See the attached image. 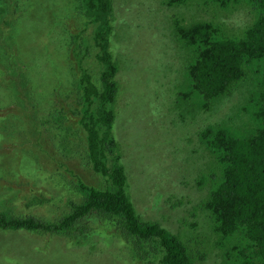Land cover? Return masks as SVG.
I'll list each match as a JSON object with an SVG mask.
<instances>
[{
    "label": "trees",
    "instance_id": "16d2710c",
    "mask_svg": "<svg viewBox=\"0 0 264 264\" xmlns=\"http://www.w3.org/2000/svg\"><path fill=\"white\" fill-rule=\"evenodd\" d=\"M16 1L10 2L16 6V11L6 22L10 26H15L14 19L22 12L18 8L21 0ZM117 1L128 6H116V0H70L74 14L81 17L80 25L70 31L64 22H59L55 27L53 24L51 32L57 33L56 28L62 24L63 30H69V34L63 35L60 41L65 49L68 48L71 63L68 76L72 87L66 89L64 80L57 78L52 92L48 93L44 88L41 93L45 97L56 92L75 98L77 109L72 112V123L67 121L64 102L62 108L52 113L65 135L59 146L67 149L73 144L67 133L71 137L77 135L78 147L81 144L85 146L82 156L85 166L99 174L103 184H87L79 179L76 183L68 182L59 187L61 190L69 189L72 196L66 202L65 211L55 218L32 214L17 216L12 209L0 208V229L64 236L72 242L84 243L93 230L100 232L106 228L116 243L127 250L128 255L124 253L128 263L125 260L124 264H206L215 252L220 259L218 264H264V0H152L157 6H146L145 0ZM189 3L203 10L206 16H185L184 12L178 11H189L191 6H181ZM55 4L57 10L65 8L60 0H51L50 6ZM40 6L45 5L42 2ZM239 6L247 11L250 22L232 32L233 29H227L222 14L223 11L233 13L243 9ZM169 8L178 10L170 13ZM51 10L55 12L53 7ZM134 11L145 16L143 21L149 23L150 28L162 30L160 35L165 32L184 48L185 62L179 61L184 68L181 76L184 86L175 89L176 94L160 96L159 107L164 103L163 107L175 114L177 111L178 115L181 110L192 116H218L207 125H201L196 132V140L202 150L212 158L206 161L204 169L194 180L198 194L189 200L185 193L183 197L181 194L176 197L178 189L177 193L172 191L166 195L165 203L171 211L183 204L190 205L187 213L192 222L186 217L182 219L184 227H191L190 233H174L158 221L143 219L128 193L129 176L122 161L124 150L115 130L116 105L122 87L128 83L126 80L125 84L121 82L118 74L124 61L132 66L126 49L119 45V41L122 35L126 36L125 27L134 26L131 21L128 24L129 16L125 12ZM142 23L136 26L145 27ZM7 43L10 44L11 40L4 43L6 48L9 47ZM15 43L13 40V45ZM168 53L165 54L167 65L162 72L165 74L164 71L168 70L167 78L174 70L179 71L178 67L175 69L177 58L176 65H173L169 60L172 54L169 58ZM14 66L12 60L8 68L11 75H16L17 95L11 100L16 104L19 99L25 102L36 100L37 92L32 97L26 87L31 75L35 74L23 65ZM162 73L156 79V89L167 93ZM0 80L13 85L8 78ZM245 84L251 88L247 90L249 95L244 105L241 107L234 102L228 113L218 115L227 103L237 99L240 85ZM3 108L8 106L0 103V113ZM155 110L158 111V107ZM14 118L16 120V116ZM0 119V123L5 120L1 114ZM40 122L48 124L49 120L42 117ZM11 138L17 140V134L8 133L2 125L0 141ZM48 152V147H41L42 155L48 157ZM52 159L57 162L60 177L62 170H68V164L55 157ZM24 161L33 166L29 160ZM69 171L72 176L78 175L75 170ZM45 200L53 202L54 198ZM179 221L181 223V219ZM107 233L104 234L108 236ZM100 249L96 248L98 252Z\"/></svg>",
    "mask_w": 264,
    "mask_h": 264
},
{
    "label": "rangeland",
    "instance_id": "374dc122",
    "mask_svg": "<svg viewBox=\"0 0 264 264\" xmlns=\"http://www.w3.org/2000/svg\"><path fill=\"white\" fill-rule=\"evenodd\" d=\"M12 1L17 2L16 0H0V79L8 78L13 84L9 86L0 80V103L8 106L3 108L0 114L5 119L1 122L2 125L6 127L8 133H16L17 140L11 138L9 141H0L2 150L0 208L12 209L17 216L32 214L55 218L65 211L66 202L72 196L69 189L61 190L59 187L68 182L76 183L79 179H83L87 184L90 182L98 186L103 184L101 176L94 174L88 166H85L82 158L85 146L81 144L78 147L77 135H72V138L70 133L66 134L76 145L75 147L73 144L67 149L59 146L65 135L63 136L64 131L59 128L52 113L62 108L64 102L68 115L67 121L72 123L74 120L72 112L77 109L75 98L65 97V94L59 95L56 92H53V95L47 94L46 97L41 94L44 88L48 93L52 92L54 90L52 86H56L54 80L57 78L64 80L63 87L66 89L72 87L68 76L71 65L68 48L65 49L60 38L69 34V30H75L81 23V17L74 14V6L70 0H60L61 6H65L60 10L56 9V4L50 6L51 0H21L18 6L22 9L21 16L14 19L15 26H10L6 22L9 21L12 12L16 11V6L12 5L13 3L10 4ZM42 2L45 6H40ZM145 2L146 6H157L152 3V0H145ZM116 6L128 5L116 0ZM181 6H191V8L189 11L169 8L170 13L178 10L184 12L185 16L189 14L197 15V17L206 16L203 15L205 12L195 8L196 5L193 3ZM51 7L54 8V13ZM239 7L243 8V6ZM72 12L73 16H71ZM125 13L129 16L128 24L131 21L130 23L134 26L125 27L126 36L122 35L119 45L126 49L125 52L132 66L124 61L121 65L122 70L118 74L121 82L125 84L126 80L128 83L122 87L116 105L118 114L115 134L124 150L122 161L129 176L128 193L143 219L158 221L174 233L182 231L190 233L191 227H184L182 222L183 217L192 222V218L187 213L190 205L183 204L171 211L165 203L166 195L172 191L177 193L178 189L176 197L179 198L180 194L182 196L185 193L186 199L189 200L194 198L193 195L198 194L194 180L204 169L206 161L212 158H208L202 150L199 141L196 140V132L201 125H207L218 116L215 114L192 116L181 110L178 115L177 111L175 114L169 108L163 107L164 103L159 107L160 96L176 94L174 90L184 86V79L181 77L184 68L183 64L179 65V61L185 62L184 48L168 37L165 32L160 35L162 30L150 28L149 23L143 21L145 16L141 12ZM222 20L227 24V29L231 28L232 32H237V29L250 22V16L243 8L233 13L223 11ZM59 22H64L69 30H63L64 24H62L56 28L57 33H52L53 24L55 27ZM139 22H143L142 24L146 26L137 27L136 24ZM11 32L13 34H10ZM12 39L16 41L15 45ZM10 40L11 43L6 45L9 47H4V43ZM167 52H169V58L172 54L169 60L173 62V65H176L178 61L175 69L177 67L179 69V71L174 70L168 78L165 76L168 70L164 71L165 74L162 73L166 68L164 65H167L168 58L165 55ZM12 60L15 63L14 67L23 65V68H29L35 74L31 75L32 78L27 82L26 87L32 97L34 92H37L36 100L31 99L32 101L29 102L25 97L27 102L19 99L17 104L15 100H11L17 95L16 75H11L8 68ZM161 73L163 79H166L164 90L167 93H160V89H156V79ZM40 82L43 83L42 86ZM240 86L237 99L227 103L217 113L218 115L228 113L234 102L242 107V104L244 105V102L248 100L247 90L249 91L251 87L247 84ZM156 107L158 111L155 110ZM13 109H19V111ZM15 116L17 122H14ZM42 117L48 119L49 123L42 124L40 122ZM62 124L66 126L67 123ZM72 126L74 125H70ZM38 132L42 135L40 136ZM43 146L49 148L48 157L41 154ZM21 152L24 154L22 155ZM52 157L68 164V170H62L60 177H58L59 167ZM26 159L33 166L25 163ZM70 169L75 170L74 172L78 175L72 176ZM45 198H54V201L52 202V199L48 202ZM105 230L100 232L93 230L84 243H77L64 236L51 237L16 229L6 231L0 229V264H124L125 260L128 263L125 254L127 250L122 244L120 246L116 243L113 234H108ZM103 237L106 239L105 242ZM96 248L101 249L98 252ZM219 261L215 252L206 264H218Z\"/></svg>",
    "mask_w": 264,
    "mask_h": 264
}]
</instances>
